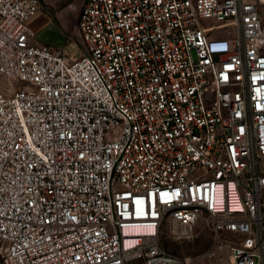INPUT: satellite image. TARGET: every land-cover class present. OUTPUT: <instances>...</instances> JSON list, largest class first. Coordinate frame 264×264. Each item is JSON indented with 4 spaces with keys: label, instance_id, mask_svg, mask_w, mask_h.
Listing matches in <instances>:
<instances>
[{
    "label": "built area",
    "instance_id": "2783aa9c",
    "mask_svg": "<svg viewBox=\"0 0 264 264\" xmlns=\"http://www.w3.org/2000/svg\"><path fill=\"white\" fill-rule=\"evenodd\" d=\"M264 0H84L81 55L0 0V264H264Z\"/></svg>",
    "mask_w": 264,
    "mask_h": 264
},
{
    "label": "rangeland",
    "instance_id": "374dc122",
    "mask_svg": "<svg viewBox=\"0 0 264 264\" xmlns=\"http://www.w3.org/2000/svg\"><path fill=\"white\" fill-rule=\"evenodd\" d=\"M81 1L82 0H66V2L64 4L62 3L59 8H63V6L68 5V7L74 11L75 15H77L79 8H81ZM43 4L41 2L42 7H40L39 10L26 21L27 25H29L32 29L34 26L33 21L36 17H38L40 14H44L46 17L49 16L48 12H45L42 8H45V10L49 11L53 10L50 6L48 7V5ZM70 9L69 12L72 15L73 12ZM259 11L261 16L264 17V6H261L259 8ZM34 29L36 41H42L44 43L55 46L56 48H61L63 52L67 53L70 57H79L81 55V49L78 45V37H74L75 41L66 42L65 38L62 35L63 33L61 27L57 22L50 20L49 22L45 23L44 26H35ZM0 84L13 87L17 86V83L11 84L3 75H0ZM165 229L166 227L164 228V230H162L161 242L166 249L180 256H192L195 257L198 261L202 259L200 261V264L205 262L204 254L210 248L212 242L211 232L208 227L200 224L194 229L192 238L181 240H170L167 237V232L165 231Z\"/></svg>",
    "mask_w": 264,
    "mask_h": 264
},
{
    "label": "crops",
    "instance_id": "0c3cea01",
    "mask_svg": "<svg viewBox=\"0 0 264 264\" xmlns=\"http://www.w3.org/2000/svg\"><path fill=\"white\" fill-rule=\"evenodd\" d=\"M53 1V2H52ZM42 4L44 3L45 5H48V7L50 6L51 9H53L52 11L49 10H45V8H42L45 12H48L49 16L46 17L44 14H40L38 17H36L33 21V29L34 27H40V26H44L45 23L49 22L50 20H53L55 22H57L59 24V26L61 27L62 30V35L65 38V41H75L74 37H78L79 42L78 45L79 47L81 46V39H80V34L77 28V15L80 11L81 8H79V11L77 12V15H75L74 11L71 10L68 5L63 6V8H59L60 5H62V3L64 4L66 2V0H41ZM84 0L81 1V6L83 4ZM43 4V5H44ZM45 7V6H44ZM47 7V6H46ZM58 7V9H57ZM69 9L73 12L72 15L69 12ZM35 32V29H34ZM34 41L37 43H43V44H47L50 45L48 43H44L42 41H36L35 40V35H34ZM52 46V45H50ZM55 47V46H53ZM61 49V48H60Z\"/></svg>",
    "mask_w": 264,
    "mask_h": 264
}]
</instances>
